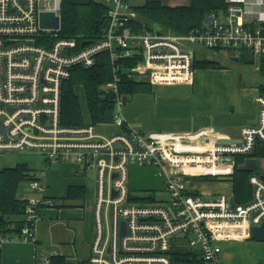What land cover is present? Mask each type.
<instances>
[{
	"label": "built area",
	"instance_id": "1",
	"mask_svg": "<svg viewBox=\"0 0 264 264\" xmlns=\"http://www.w3.org/2000/svg\"><path fill=\"white\" fill-rule=\"evenodd\" d=\"M100 1L106 5V26L101 38L88 42L62 37L61 23L58 30L41 28L40 13L54 11L61 17L62 0H0V153H37L46 167L31 174L33 196L20 199L26 201L21 232L0 234V249L10 242L30 243L36 264H51L60 255L42 243L40 224L55 208L48 195L51 167L71 164L82 174L95 172L88 264H222V243L252 239L253 229L264 225V179L251 174V199L235 200V207L233 183L228 193L206 195L195 181L232 179L236 158L264 144V94L256 98L258 124L245 128L239 139L180 151L162 135L128 123L122 88L129 81L155 86L191 82L195 46L248 50L264 59V0H224L223 8L207 14L203 25L186 35L141 28L134 0ZM100 54L110 58L113 80L104 90L115 101L114 120L103 124L118 131L103 132L92 123L62 125L64 83L75 68L94 67ZM131 165L154 169L168 198L135 195ZM188 239L189 244L183 242Z\"/></svg>",
	"mask_w": 264,
	"mask_h": 264
},
{
	"label": "crops",
	"instance_id": "2",
	"mask_svg": "<svg viewBox=\"0 0 264 264\" xmlns=\"http://www.w3.org/2000/svg\"><path fill=\"white\" fill-rule=\"evenodd\" d=\"M228 74L231 75L229 69H198L189 83L157 85L150 92L135 94L127 101L123 116L130 125L143 132L162 135L172 148L180 151H200L215 143L237 140L245 128L258 124L259 106L256 98L263 89L260 91L241 87L234 76L229 77ZM100 130L112 133L117 132L118 128L112 124H100ZM259 147H264V144ZM255 151L248 156H243L242 163L249 159L264 161V157L254 155ZM5 154L0 153V172L20 165H12L13 161ZM24 164L28 166L27 163ZM53 167L56 169L53 170ZM137 167L146 174L156 176L152 168ZM29 168L33 172L38 171ZM143 168L150 171H144ZM239 168L251 173V169L244 167L243 164L239 165ZM83 175L78 166L55 164L49 171L48 195L57 204L64 203L69 187H86L82 183ZM230 180V178L206 176L197 178L195 186L200 193L206 195L228 193L232 190ZM152 181L149 180V182ZM212 182L217 183L215 187L206 185ZM141 191L153 192L154 189L143 186ZM32 196V192L24 196L17 194L19 199ZM63 209L58 207L48 209L47 217L41 223L42 243H45L49 249L61 248L65 240H71L73 236L76 237L75 241L83 244V239L79 236L68 237L57 233L60 229L57 230L53 222L60 217L59 213H62ZM69 249L71 252L78 253L77 246L71 245ZM223 257L224 254L222 259ZM2 264H36L35 246L26 242L7 243L2 249ZM229 264L232 263L229 262Z\"/></svg>",
	"mask_w": 264,
	"mask_h": 264
},
{
	"label": "trees",
	"instance_id": "3",
	"mask_svg": "<svg viewBox=\"0 0 264 264\" xmlns=\"http://www.w3.org/2000/svg\"><path fill=\"white\" fill-rule=\"evenodd\" d=\"M225 6L224 0H191L187 6L169 7L161 0H146L145 4L137 7L138 24L157 26L164 32L186 35L196 27L203 25L207 14ZM60 35L74 38L78 41H95L102 37L106 26V5L100 0H62ZM241 52V62L253 64L244 58ZM249 56V55H247ZM220 64L214 60L196 59L194 69H220ZM260 70L264 72V59L261 60ZM113 80V70L108 54H100L97 64L89 69L75 68L71 78L64 83L61 123L68 127H82L86 123L95 125L111 123L114 120V97L104 90ZM81 88L87 113L77 89ZM126 99L129 101L135 94L151 91V85L146 81H129L123 86ZM258 144L255 156L264 157V147ZM263 146V145H262ZM243 157L236 158V167L231 181L237 203H245L251 199L252 189L249 185L250 172L242 170L239 165ZM32 170L25 164L14 168H6L0 172V234H16L24 226V207L26 201L20 200L17 194L20 185L30 180ZM209 179V178H206ZM205 179V180H206ZM86 198L84 187H69L66 200L83 201ZM54 201L55 207H66ZM71 246V245H70ZM70 246H67L70 248ZM75 255L60 250V255L54 257L51 264H75L71 259ZM0 264H2V249H0ZM76 264H88V259L77 260Z\"/></svg>",
	"mask_w": 264,
	"mask_h": 264
},
{
	"label": "rangeland",
	"instance_id": "4",
	"mask_svg": "<svg viewBox=\"0 0 264 264\" xmlns=\"http://www.w3.org/2000/svg\"><path fill=\"white\" fill-rule=\"evenodd\" d=\"M146 0H134V4L136 7H141L145 4ZM163 5L169 7L176 6H187L191 3V0H161ZM196 50V58L197 59H209L214 60L220 64V69H229L230 74L229 77L234 76V78L239 82L241 87H245L249 90H262L260 94H264V72L260 70L261 58L251 54L248 50H239L237 52L234 51H220V50H208L206 48L195 46ZM244 51L245 59L252 60L254 63H242L241 62V52ZM249 55V56H247ZM197 69L194 70V72ZM148 82V81H146ZM150 83V82H149ZM151 85V90L156 87L155 85ZM78 94L81 97L84 111L87 113V107L84 100V93L81 88L77 89ZM139 94V93H138ZM5 155L13 161L12 165L24 164L27 163L29 167L42 170L46 169L44 165V159L41 155L33 152H15V151H7L4 152ZM243 164L244 167L251 169V174H259L264 175V161L261 160H247ZM136 165H131L130 168V186L132 191H134L135 195H141L143 193L152 194L157 199H167L168 195L165 191H163V184L160 179L154 174H146ZM56 168L53 167V170ZM48 170V169H47ZM143 170H149L144 169ZM150 171V170H149ZM82 183L86 187V198L83 201H69L66 200L64 207V211L59 213L58 218H56L53 222V226H57L58 234H64L65 236L76 235L83 239V244L75 238L71 240H65L64 244L59 247V250H63L68 254L74 255L76 252H71L67 245L77 246L78 253L71 259L75 264L79 258L81 259H89L90 257V245L94 238V223H93V200H94V179L95 172L93 170H87L86 173L82 176ZM149 180H153L149 182ZM202 182V181H201ZM232 182V181H231ZM152 183V184H151ZM233 183V182H232ZM149 184V185H148ZM216 182H212L206 185L210 187H215ZM151 187L154 189L153 192H145L141 191L142 187ZM76 188L82 186H75ZM69 189V188H68ZM31 188L29 187L28 182H24L20 185L19 195L24 196L25 194L31 193ZM68 193V191H67ZM25 198V197H22ZM57 210V209H56ZM58 212V211H57ZM41 226V224H40ZM78 237V238H79ZM192 235H190V238ZM184 243L189 244L188 240H183ZM73 249V248H72ZM222 249L224 257L222 259V264H264V240H255L249 239L246 241H229L222 243Z\"/></svg>",
	"mask_w": 264,
	"mask_h": 264
},
{
	"label": "water",
	"instance_id": "5",
	"mask_svg": "<svg viewBox=\"0 0 264 264\" xmlns=\"http://www.w3.org/2000/svg\"><path fill=\"white\" fill-rule=\"evenodd\" d=\"M208 22V19H206ZM61 17L54 11H43L40 13V26L42 29L58 30L60 28ZM88 42H84L83 45ZM264 179V176H263ZM231 204L235 207V198L231 199ZM125 226V224H123ZM252 239L264 240V225L254 228L252 231Z\"/></svg>",
	"mask_w": 264,
	"mask_h": 264
},
{
	"label": "bare ground",
	"instance_id": "6",
	"mask_svg": "<svg viewBox=\"0 0 264 264\" xmlns=\"http://www.w3.org/2000/svg\"><path fill=\"white\" fill-rule=\"evenodd\" d=\"M243 234V232H241V234L240 235H242Z\"/></svg>",
	"mask_w": 264,
	"mask_h": 264
}]
</instances>
